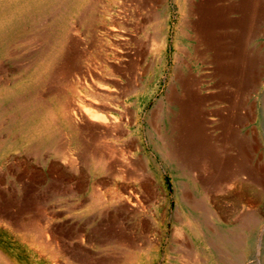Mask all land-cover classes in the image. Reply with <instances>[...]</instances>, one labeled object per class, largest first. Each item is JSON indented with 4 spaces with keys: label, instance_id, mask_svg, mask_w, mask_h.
<instances>
[{
    "label": "bare ground",
    "instance_id": "6f19581e",
    "mask_svg": "<svg viewBox=\"0 0 264 264\" xmlns=\"http://www.w3.org/2000/svg\"><path fill=\"white\" fill-rule=\"evenodd\" d=\"M168 3L105 0L98 10V0H0V45L21 37L31 52L29 62L22 66L27 83L3 96L18 116L6 117L8 108L0 102V132L16 120L23 137L35 141L32 149L42 146L47 154L61 156L68 144L59 132L61 126L88 170L100 169L107 180L128 181L137 189L126 195L113 192L105 206L109 210L115 205L116 212H126L138 223L125 226L117 213L106 217L104 230H97L96 235L107 252L97 259L75 254L73 261L77 264H139L144 254L159 250L154 243L156 229L161 228L156 218L160 203L167 210V200L158 195L151 180V167L158 159L178 172L185 183L177 198L183 208L179 204L173 216L176 230L171 247L176 248V264L247 262L249 236L258 223L245 206L253 174L251 144L241 133L251 113L246 99L261 84L256 71L259 58L254 59L248 48L264 24V0L172 1L177 8V22L169 82L145 121L147 132H142L143 106L138 97L143 92V76L152 70L162 75L167 68ZM66 9L68 13L64 14ZM50 15L60 29L54 30L58 37L53 42L39 27L31 36L23 34L25 20L34 17L44 21ZM70 15L76 26L86 24L90 48L101 61V68L95 67L97 74L87 70L88 102L82 109L76 107L73 86L80 84L76 77L82 75L80 65L85 51L83 43L72 34L76 27L68 26ZM188 39L192 45L184 43ZM199 65L208 70H196ZM57 75L61 76L58 82ZM42 86L46 87L44 97L57 95L54 103L60 124L50 106L42 102V95H26L29 100L15 95ZM62 88L69 97H61ZM34 106L32 114L29 111ZM80 109L86 116L82 127L74 121ZM3 118L8 122L4 123ZM132 126L137 127L136 134L130 130ZM145 139H149L156 158L144 154ZM139 151L142 155L135 158L134 152ZM221 188L233 190L230 195L234 207L243 203L241 213L225 225L217 212L219 206L215 208L216 199H212L214 205L207 200L209 192L217 193ZM0 264L13 263L0 252Z\"/></svg>",
    "mask_w": 264,
    "mask_h": 264
},
{
    "label": "rangeland",
    "instance_id": "374dc122",
    "mask_svg": "<svg viewBox=\"0 0 264 264\" xmlns=\"http://www.w3.org/2000/svg\"><path fill=\"white\" fill-rule=\"evenodd\" d=\"M172 1L168 0L171 13L168 20V30L166 31L165 54L168 69L166 68L162 75L153 72V70L146 73L142 80L143 92H140L138 97V103L143 106L142 132H147L145 121L149 118L155 103L164 95L169 82V68L172 66V57L175 53L173 44L176 40L175 28L177 22V8ZM104 4L105 0H98L96 9L99 10V7ZM67 11L66 9L64 14H67ZM46 18H44V21L42 19V21L36 20L34 17L25 20L22 24L23 34L31 36L33 30L39 27L46 31L48 41L53 42L58 37L56 32L60 31L59 25L56 24L57 22L51 15L48 16L47 20ZM70 18L69 16L67 18L68 26L70 28L76 27V32L74 31L72 34L76 35V38L83 43L81 46L85 51L82 58L83 62L80 65L82 75L77 74L76 77L80 84L73 86L76 107L80 106L78 108L82 109L85 108L88 102L86 98L89 91L86 85L90 84L88 72L91 71L97 74L96 71L101 68V61L100 55L97 56L95 50L90 48L86 24L76 26V22L71 15ZM52 25L58 26L53 28ZM188 40H185L184 43L192 45L193 42ZM179 41L183 42V40ZM248 49L254 59L257 58L258 60L259 58L256 71L260 73L261 84L255 86L246 99L251 113L250 119L247 125L242 128L241 133V136L243 135L251 144L250 162L253 174V180L248 190L250 198L247 195L245 206L251 219L258 223V226L251 231L249 236L246 264H264V24L261 25L257 36L251 41ZM86 52L88 53L86 54ZM30 53V49L26 48L21 42V37L12 43L10 42V44L3 41L0 45V102L4 109L8 108V102L3 97L4 93L7 91L16 92L28 81L22 66L29 62ZM92 64L93 66H91ZM89 65L90 69L88 68ZM205 67V65H199L196 70L200 69V72L205 73L208 70ZM59 77L61 78L59 75L56 76L57 82L60 79ZM76 78L72 79L73 83H75ZM209 83L212 85L214 81ZM55 85L53 86L55 87ZM45 89L46 87L42 86L29 89L26 94L24 92L15 95L25 99L28 96L30 97L32 93L42 95V102L48 107L50 106L49 109L54 111L55 121L60 124V118L57 115L58 107L54 103L57 95L52 94L49 97H44ZM62 89L64 92L61 91V97H69L65 89ZM203 93L205 92L203 91ZM29 97L26 100H29ZM132 100L134 101L135 98ZM33 108L29 111L32 114L35 106ZM81 109L80 113L75 115L76 119L74 116H72V119H75V123L82 127L86 116ZM6 112V117L11 114L18 116L14 108H8ZM67 114L71 113L68 112ZM4 118L3 122L7 123L8 118ZM17 122L15 120L10 126L8 125V129L0 132V252L13 264H77L73 261L74 255L83 253L89 256L92 255L93 259L101 257L107 251L98 243L96 234L98 231L102 232L104 230L107 224L105 218H111L117 213V217L122 218L121 221L125 223V226L136 222V220L129 217L128 213L116 212L115 205L106 210V200L112 196L113 192L118 191L123 195H126L129 190L136 192V187L128 181L107 180L105 173H102L100 169L88 170L80 159L79 151L71 144L70 136L61 126H58L59 132L61 131L68 144L63 147L62 155L57 156L47 154L42 146L32 149L35 141L23 137L24 132ZM130 130L135 134L137 133V127L135 126H132ZM143 147L146 149L144 151L145 155L156 158L149 139L144 140ZM141 152H134V157H140ZM151 173L155 191L159 193L158 195L161 198L167 200V210L160 203V214L156 219L161 228L156 229L154 236V243L159 250L144 254L139 264H176L174 260L176 248L171 247L172 233L176 230L173 216L180 204L177 198L183 187H185L184 179L179 177L178 172L162 164L159 159L158 163L151 167ZM237 189L236 191L239 192ZM232 191L230 188H221L217 193L209 192L207 194V200H209V203L212 202V205H214L212 199H216L215 203L217 205L215 204V208L219 206L217 212H219V215L221 214L220 219L223 225L226 224L228 219L241 213L243 203L234 207L230 195ZM96 205L100 208H97ZM127 205L130 206L128 208H133L131 205ZM179 207L183 208L182 204ZM220 209L226 210V212L222 214Z\"/></svg>",
    "mask_w": 264,
    "mask_h": 264
}]
</instances>
